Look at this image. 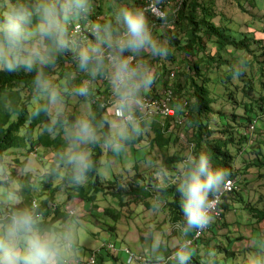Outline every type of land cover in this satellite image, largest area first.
Listing matches in <instances>:
<instances>
[{"label":"trees","instance_id":"16d2710c","mask_svg":"<svg viewBox=\"0 0 264 264\" xmlns=\"http://www.w3.org/2000/svg\"><path fill=\"white\" fill-rule=\"evenodd\" d=\"M10 1L14 7H22L30 13V21L25 25V29L31 35L26 42H35L33 48L41 56H47L48 62L41 63L33 58L31 68L21 62L12 69L0 63V168L9 172V176H13L16 167L24 165L18 153L26 157L30 151L36 150L37 145L51 151L54 157L51 166L41 179L40 189L24 185L18 191L13 189L14 193L19 192V196L22 197L20 202L0 203V212L3 213V216H0V222H3L12 210H33L39 216L42 230L57 223L58 220L65 221L63 224L67 226L74 217L65 209L62 201H56L59 195L65 196L64 200L78 198L95 218L101 215L110 216L116 221L120 212L114 207H104L100 212L95 210L97 196L109 194L119 207L128 206L129 201L133 199L145 205L146 208H158L160 212H165V222L171 229L178 230L186 251L194 250V247L198 245L207 246L209 240H212L207 233L215 234L216 230V223L212 220L219 222V217L216 220L209 218L198 236L195 234L200 227L183 232L186 222L181 206L182 196L177 191V184L181 178L180 173L183 171V162L190 155L195 156L201 153L209 157L212 169L220 168L227 172L225 179L237 178V173H241L235 166L236 156L244 149L242 144L257 127V121H264V38L255 37L253 28L245 29L246 32L239 31L241 33L239 35L237 29L229 27L227 23H237L241 28L252 27L247 17H240L239 13L251 16V8L259 9L264 4V0L263 3L260 0H159L155 6L163 12V17L153 15L146 8L152 0H133L127 9L144 11L146 24L152 37L166 49V54L148 57L146 62L149 61V67L141 65L136 55L138 51L135 53L126 51L119 54L121 58L127 60L129 56H132V61L128 62V65L130 69L136 70L135 75L128 76L126 86L121 87V92L127 96L123 112H128L129 101L132 102L144 96L157 102L166 101L168 107L173 108L174 113L165 116H161V113L149 117L145 115L129 122L117 118L127 123L124 134L117 136L111 133L109 118L113 116V113L109 115L111 110L108 108L118 107V103L111 104L115 99H119L117 95H108L104 98L99 96L100 100L95 101L92 98L97 96L96 93H90L88 96L77 93L82 100L89 103L90 112L84 120L88 121L94 133L92 139L83 142L74 139L76 123L81 119L77 118L76 113L52 111L49 91H53L55 87L56 95H66V91L60 89L68 85L63 80H68L73 73L77 75L74 78L77 85L73 92H76L82 82L90 84L101 80L108 84L111 75H113L111 83L113 90L115 68L108 57L116 55L114 45L125 35L126 30L122 21H116L111 11L102 15L101 9L95 10L90 17L84 12L75 21L70 12L65 18L60 11L58 20L63 28L61 35L67 47L57 50L52 41L41 40L34 32L36 26L42 22L39 13L35 11L39 7L38 0H21V3L20 0ZM171 1L174 4L170 10L166 11L165 6ZM64 4V0L46 1V5L54 6L58 10L64 9ZM226 9H231L229 16ZM119 11L116 10L115 13L118 14ZM83 20L92 26L100 25L101 31L97 33L93 27L82 26V33L71 35L70 24L81 23ZM256 20L261 25V19L256 17ZM4 22L5 16L0 12V26ZM105 27L108 29L107 32L103 31ZM259 32L261 33L259 36H262L263 31ZM82 37H86L85 40L90 41L94 47H98L103 54L99 67L90 65L82 69L79 66V45H76V42L79 43ZM105 41L108 43L106 44ZM109 44L113 47L110 48ZM142 50L139 51L143 56L145 53ZM238 51H242V54L236 53ZM30 54L26 51L23 56L28 57ZM155 60L158 64L155 63L151 67V61ZM236 60H238L237 64H234ZM145 69L151 76V82L146 86L140 83ZM38 74L42 75L46 88L37 87L35 79ZM216 86H220L221 89L218 90ZM103 90L102 94L111 95V89ZM230 107H232L231 111ZM238 107L242 109L241 114L236 113L235 109ZM225 108H229V111ZM53 117H55L54 120ZM258 128L261 129L256 128V142L260 144L264 138L258 139L261 136ZM178 132L179 134L183 132L184 135L180 144H177L180 140ZM145 134L147 137L143 138L142 135ZM230 143L237 144V149L233 153L228 148ZM105 145L109 148L106 152L108 159L112 156H120V146L130 147L129 152L132 153L135 171L132 177L115 173L112 174L111 179L102 181L98 169L103 165L100 158L104 154ZM144 148L147 150L144 151ZM138 149H142L143 152L140 153ZM9 151L15 155L11 160L5 157ZM70 152L87 154L89 167L85 170L84 178L80 182L72 179L73 166L67 160ZM34 153L38 156L42 152ZM146 155L151 156V163L147 167L151 169V172L148 173L145 168L144 172L148 175H141L137 162L145 160ZM241 162L246 163L243 171L252 164L245 159H241ZM178 165L181 169L177 167ZM259 167H264V156ZM154 172H172V179L169 180L166 175L158 181L152 175ZM1 184L6 185L4 181ZM222 184L223 182L216 191L209 193L208 201L215 196ZM5 193L3 195L7 196L9 193L7 189ZM239 193L233 191L231 194L240 197ZM222 199L219 209L223 217L228 205L225 195ZM259 200L264 201L263 198ZM246 206L245 209H241L246 213L244 216L249 219L251 217L250 221L257 223L264 221V203H248ZM114 228L113 225H109L106 230L114 233ZM257 230L256 236L262 238L261 247L264 248V233ZM233 240L228 238L223 246H220L218 242L215 243L217 247L212 250L213 253L210 256L212 263L209 264H227V261H232ZM165 246L169 251L168 243L165 242ZM101 248L108 251L104 246ZM255 248L258 250V247ZM89 252L91 255L93 250ZM126 254L124 264H128L126 263L128 250ZM95 256L100 258L102 264L104 263L102 256L98 254ZM111 260L116 262L118 255L111 254ZM152 261L155 262V259ZM195 261V264H208L198 258ZM249 264H264V259Z\"/></svg>","mask_w":264,"mask_h":264},{"label":"rangeland","instance_id":"374dc122","mask_svg":"<svg viewBox=\"0 0 264 264\" xmlns=\"http://www.w3.org/2000/svg\"><path fill=\"white\" fill-rule=\"evenodd\" d=\"M47 0H38L39 6L46 5ZM64 8H67L71 3L72 0H64ZM261 2L263 0H260ZM133 0H86L87 4V14L88 17L93 15L92 13L95 12L97 9H101V14L104 15L106 12L108 13L111 11L112 16L118 20V14H116V10L121 9H127L130 4H132ZM159 3V0H152L150 3ZM21 3V0H20ZM149 3V4H150ZM263 3V2H262ZM152 4V5H153ZM174 2L171 1L167 3V6H165V10H170L171 6H173ZM153 5V7H154ZM169 6V7H168ZM11 7H14L12 2L10 0H0V12L5 16V13L9 11ZM99 7V8H98ZM150 11L152 7H149ZM158 10V9H157ZM231 9H226V13L229 16ZM37 11V9H35ZM251 16L243 15L239 13V16H246L249 20V24H252V27L248 28L247 26L241 28L237 23H227V25L231 28L237 29V34H241L240 32H246L247 30H255V37H263L264 38V4L259 9L251 8ZM155 14V11L152 9V11ZM72 14L74 21L81 15L82 13H75L70 12V15ZM115 14V15H114ZM145 14V13H144ZM157 15H160L161 13L156 11ZM64 17V14L62 15ZM85 16V14H83ZM256 17L260 18L262 23L261 25L256 20ZM219 21V19H217ZM84 27L85 28H91L93 27L85 20ZM75 23V22H74ZM74 26V25H73ZM260 30L263 31L262 36H259L261 33ZM240 31V32H239ZM83 39L77 43L76 45H79L78 47V54L82 49H86L89 47H94L90 41L85 40L86 38L82 37ZM35 42H26L24 47L27 52L32 53L33 50L36 51L33 47L35 46ZM145 55H141V52L138 50L136 52V55L138 56V60L140 61L141 65L149 67V61L146 62V59L148 57H153V54L150 52L149 49L144 48L142 50ZM135 53V52H134ZM236 53L242 54V51H238ZM225 56H229L228 54H225ZM23 58H26V56L22 57L21 62H23ZM163 58V57H161ZM238 59V58H237ZM237 61H234V64H237ZM20 62V63H21ZM158 64L157 61H151V67L154 66V64ZM149 73H151L149 71ZM76 73H73L68 80H63V82H67L68 85L62 87L60 90L66 91V95L60 94L56 95L55 101L51 100V110L55 113H76L77 118H80L81 120L85 119L87 115H89L90 109H89V103L86 100H82L81 97L78 96L77 92H73L74 88L77 84H75L77 81L74 79L76 78ZM113 75L109 77V83L107 84L106 81L103 82L101 80L99 81H93L90 84L84 83L87 86V93L85 95L88 96V94H97V98L102 95L103 89L109 88L112 91L111 83L113 81L112 78ZM83 84V82H82ZM219 89L220 86H216ZM222 87V86H221ZM57 88H53V91L56 93ZM92 91V92H91ZM59 92V90H58ZM102 92V93H101ZM105 94V93H104ZM118 98V96H117ZM96 99V98H95ZM119 104V99H115L114 102L112 101L111 104ZM128 110H130L131 120L133 121L135 118L139 119L141 116H153V115H147L143 114L141 112H138V110L135 109V102H128ZM110 108L111 112L109 115H111L116 107H108ZM228 110L229 108H225ZM232 107H230L231 111ZM236 113L241 114L242 109L240 107L236 108ZM229 111V110H228ZM264 115V113H263ZM55 117L52 119L54 120ZM120 119V118H119ZM110 125H111V133L113 135H123L124 132L127 130V123H123L122 121H119L114 116H110L109 118ZM125 122H129V120H123ZM217 123V121H216ZM257 127L258 132L261 134V136L258 139L264 138V121L258 120ZM149 127V126H146ZM256 127V128H257ZM256 128L253 129V133H251V136L245 140V142L242 144L243 150L241 153H238L235 159L236 162V168L239 169L240 172L237 174V178L235 183L239 185L237 186V193H239L240 197H235V195L231 194L227 197L226 203L228 205V209L224 211L223 217L219 219V222H215L212 220L213 223H216L215 225V234H212L210 232L207 233L209 238L212 240H209V243L207 246L204 245H198L194 247V250H190L188 252L189 260L187 261V264H195V260L198 258L200 261H206V263H212V259L210 260V256L213 253V249L217 246L215 243H219L220 246H223L226 244V240L229 238L233 240L232 242V248H233V255L231 256L233 258L232 261H227V264H249L254 261L262 260L264 259V248L261 247L262 238L260 236H256V232L259 229L261 232L264 233V221L262 222H256V221H250L249 217H246L245 212H243L241 209H245L247 207L246 205L248 203H264L263 200H259V198L264 199V167H260V161L263 160L264 156V140L260 144L256 142L257 134ZM149 130V129H148ZM241 132V128H239ZM246 130V128H245ZM239 133V132H238ZM179 134V132H178ZM146 135V136H145ZM142 135L143 138L147 137V134ZM152 134H150L151 136ZM180 140L177 142V144L181 143V140L184 139L183 132H180L179 134ZM176 144V146H177ZM258 146H257V145ZM149 147V146H147ZM104 154L100 158V162L103 164L99 169L98 173L102 181L108 180L112 178V174L115 173H123L124 175H127L129 177H132L135 173L133 169V158L132 153L130 151L129 146H120L121 153L120 156H112L109 159L107 158L106 152L109 151V148L105 145L104 147ZM111 148V147H110ZM116 150L118 149L117 146L115 147ZM229 151L233 153L235 149H237L236 143H230L228 144ZM36 150L30 151L27 156H23L20 153H18V156L20 155V160L24 161V165L22 167H16L15 174L13 176H9V172H5L2 167L0 168V182L3 181L6 183V185L0 183V203H15L20 202L22 197L19 196V192L13 191L15 189L16 191L20 190L24 185H29L32 188L40 189L42 186L41 179L45 172L49 169L51 166L52 160H53V153L49 150H44V147L41 145H37L35 147ZM27 150V149H26ZM144 151L147 149L144 148ZM143 150L138 149V151L141 153ZM150 150V149H149ZM35 151H41L42 153L38 156H35ZM155 153V152H153ZM260 153V154H258ZM187 154V152L185 153ZM14 154L9 151L6 154V158L8 160H11L14 158ZM258 156V158H256ZM151 156L146 155L145 160L138 161L137 164H139L140 168V174L141 175H148L149 172H151L150 168L148 167V164L151 163ZM241 159H245V161H249L252 164L250 166H247L245 170L243 171V166L246 165V163L241 162ZM256 161V162H255ZM258 164H255L257 163ZM179 169H181V166L178 165ZM147 168L148 173H145L144 171ZM233 168V169H236ZM145 169V170H144ZM172 172H154L152 175L155 179L158 181H161L163 179V176L167 177L169 180L172 179L171 177ZM238 180V181H237ZM6 187V188H5ZM9 192L8 195L6 194L5 190ZM17 193V195H16ZM12 197L10 199L9 197ZM65 196L59 195L56 197L57 202H63V206H65V209L67 211L72 212V216L74 217L73 220L69 221L67 223V226H71L72 232H73V243L74 247L72 249H69V253L71 256V264H91L88 262L87 255L89 257L94 255H100L104 256L103 258L111 257L110 253H106L101 247L102 244L109 242V241H115V250L111 251L113 255L117 253L118 260L116 262H112L113 260L106 259L107 264H124V259L127 256L126 251L131 252L134 256L140 257L138 258L139 262H136V260H132L130 264H176L172 261L176 262L174 259V253L177 251V249L180 247L181 243V235L179 234L178 230L176 228L171 229L169 224L165 222L166 215L165 212H160L157 209H149L146 208L145 205L139 204L140 202H135L133 199H131L129 202L130 204L126 207L125 206H118L115 202V199H113L109 194L106 196L98 195L96 199V207L95 210L97 212H100L104 207H114L115 210H119L120 216L115 221L110 216H99L98 218H95L91 216L89 213V209L85 208L84 203H80V200L78 198H72L70 200H64ZM161 203V202H160ZM160 203H158L160 205ZM163 203V202H162ZM130 209V210H129ZM119 215V214H118ZM0 216H3V213L0 212ZM216 220V219H215ZM65 223V221L58 220L56 225L58 227H61ZM109 225H113L115 228V232L111 233L106 230V228ZM66 226V227H67ZM214 228V229H215ZM64 229V228H63ZM226 239V240H225ZM153 240H158V246L156 248L152 247ZM165 242L168 243L169 251H167ZM258 247V250L255 248ZM93 249V253L90 255L89 249ZM207 249V250H206ZM83 253L86 254L83 258ZM167 253V254H165ZM191 253V254H189ZM159 254V255H158ZM219 257H223V255H219ZM96 262L94 264H102L100 261V258L95 256ZM207 258V259H206ZM155 259V262L152 260ZM64 264V263H63ZM66 264H68L66 262Z\"/></svg>","mask_w":264,"mask_h":264},{"label":"clouds","instance_id":"9594fccd","mask_svg":"<svg viewBox=\"0 0 264 264\" xmlns=\"http://www.w3.org/2000/svg\"><path fill=\"white\" fill-rule=\"evenodd\" d=\"M60 11L63 12L65 18L69 12H75L77 14L87 12L86 0H72V3L62 10H58L51 5H41L37 8L42 22L36 26L34 32L38 34L41 40L48 39L52 41L57 50H63L67 47V43L61 35L63 28L58 20ZM117 18L122 21L126 32L124 37L114 45L116 55H109L108 57L115 68V82L111 93H116L114 95L102 94L101 96L104 98V96L108 95H117L119 104L118 107H114L119 108L122 113L126 105L127 96L124 92H121V87L126 86V80L129 74L135 75L136 70L130 69L128 60L121 58L119 54L126 51L136 52L144 48L149 49L153 55L166 54V49L161 47L152 37L147 27L143 10L121 9ZM29 21L30 13L22 7H11L5 13V22L0 26V63L8 69L16 67L26 52L24 45L31 33L26 31L25 25ZM83 21L81 23L84 27ZM75 24L77 23L70 24V33L72 26ZM93 30L99 33L101 26L93 25ZM103 31L107 32V27ZM71 35L73 34L71 33ZM105 43L107 44L108 42L105 41ZM108 46L110 48L113 47L111 44ZM33 58L39 60L41 63L48 62L47 56H41L33 50L28 57L23 58L24 65L31 68ZM102 59L103 54L98 47H89L79 52L78 63L82 69H86L90 65L99 67ZM150 82L151 76L147 74V70L145 69L140 83L146 86ZM35 83L38 88H46V82L42 79L41 74L36 76ZM87 90V86L82 84L76 89V92L80 95H85ZM49 97L52 101H55L56 93L49 91ZM100 98L96 96L92 99L98 101ZM127 113H130V110ZM113 116L119 118L115 115L114 111ZM93 136V130L87 120L82 119L77 121L74 133V139L76 141L83 142L90 140ZM67 160L73 166L72 179L75 182L83 180L84 172L89 167L87 154L84 152H70ZM226 175L227 172L223 169H212L210 167L209 157L203 153L195 156L190 155L183 162V171L180 173L181 178L177 184V191L182 196L181 206L186 222V227L182 230L183 232L186 233L192 228H198L204 225L209 218L215 220L219 217L221 219L219 204L223 201V195L228 197L233 191L237 190L238 186L235 183L236 178L225 179ZM227 180H231L233 183L231 189L225 190L221 194V197L216 200L215 211L218 213V216L215 217L213 212L208 216L207 208L209 202L215 199L217 193L222 189L224 182ZM222 182L221 188L208 201L209 193L216 191ZM9 198L12 199L11 196ZM70 213L72 214V212ZM212 215L213 217H211ZM73 239L71 226H67L61 230H42L40 228L39 216L33 210H12L7 214L3 222H0V264H63L67 251L72 246ZM102 246L111 252L115 250V241H110V243L106 242ZM157 246L158 240H153L152 247L156 248ZM111 254L113 255L112 252ZM131 254V252H128V257ZM113 256H117V253ZM128 257L126 258V263L128 264L132 260H138L140 258L132 256V259L128 262ZM174 258L176 264H187L189 255L185 249V244L180 245L174 253ZM90 259L91 257H89L90 263L94 264L95 258L93 257V262Z\"/></svg>","mask_w":264,"mask_h":264},{"label":"built area","instance_id":"2783aa9c","mask_svg":"<svg viewBox=\"0 0 264 264\" xmlns=\"http://www.w3.org/2000/svg\"><path fill=\"white\" fill-rule=\"evenodd\" d=\"M153 3H150L146 8L150 10L149 7H152V9L155 11V14L152 11H150V13H152L153 15L157 16V17H163V12L160 11V9L158 7H156L154 4V7L152 5ZM161 13L160 15L156 14V11H158ZM82 23H77L74 26H72L71 28V33L75 34V33H82ZM132 61V56L128 57V62ZM130 75V74H129ZM165 100H167V98H164ZM133 102H135V107L138 111L142 112L143 114H147V115H153V114H157V113H161V116H165L167 114L172 115L174 113L173 108L168 107V105L166 104V101L161 100L160 102H157L155 100H150L147 97L142 96L140 99H135ZM114 113L117 117L122 118L124 120H131V115L130 113H124L119 110V108H115L114 109ZM232 181L231 180H227L226 182H224L222 189L217 193L216 197L214 200H211L208 204V208H207V215L209 216V214L211 212H213L215 214V217L218 216V213L215 211L216 210V200L219 199V197H221V194L225 191V190H229L232 187ZM206 224V223H205ZM205 224L200 226V230L197 231V233L195 234V236H198V234H200L201 229L205 228ZM132 259V255H129L127 261L129 262ZM91 262H93V257H91Z\"/></svg>","mask_w":264,"mask_h":264},{"label":"crops","instance_id":"0c3cea01","mask_svg":"<svg viewBox=\"0 0 264 264\" xmlns=\"http://www.w3.org/2000/svg\"><path fill=\"white\" fill-rule=\"evenodd\" d=\"M111 95H114V94L111 93ZM63 226H66V225L63 224L61 227H58V226L56 225V223H55V224H52V225H50L49 227H47V228H45V229H43V230H53V229H55V230H61V229H63ZM107 243H110V241L107 242ZM73 247H74V245H72L71 248H69V249H72ZM69 249H68V251H67L66 258H65V260H64V262H63L64 264H66V262H67L68 264H71V263H72V261H71V256H70V253H69ZM89 250H93V249L90 248ZM105 252L108 253V251H106V250H105ZM89 253H90V252H89ZM89 253H88V254H89ZM110 254H111V253H110ZM85 255H86V254L83 253V258L86 257ZM102 257H104V256H102ZM87 258H88V262H90V261H89V256H88V255H87ZM106 259H110V260H111V257L109 258V257L107 256L106 258H104V263H103V264H107V263H106ZM112 262H113V261H112ZM136 262H139V261L136 260Z\"/></svg>","mask_w":264,"mask_h":264},{"label":"bare ground","instance_id":"6f19581e","mask_svg":"<svg viewBox=\"0 0 264 264\" xmlns=\"http://www.w3.org/2000/svg\"><path fill=\"white\" fill-rule=\"evenodd\" d=\"M91 257H94L95 258V255L94 254H92V256Z\"/></svg>","mask_w":264,"mask_h":264}]
</instances>
